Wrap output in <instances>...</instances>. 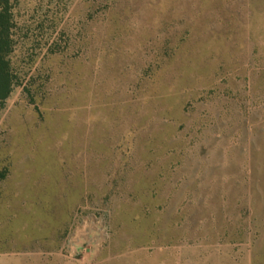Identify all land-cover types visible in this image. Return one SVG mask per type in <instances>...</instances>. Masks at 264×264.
Masks as SVG:
<instances>
[{
	"label": "rangeland",
	"instance_id": "1",
	"mask_svg": "<svg viewBox=\"0 0 264 264\" xmlns=\"http://www.w3.org/2000/svg\"><path fill=\"white\" fill-rule=\"evenodd\" d=\"M0 264H264V0H12Z\"/></svg>",
	"mask_w": 264,
	"mask_h": 264
},
{
	"label": "trees",
	"instance_id": "2",
	"mask_svg": "<svg viewBox=\"0 0 264 264\" xmlns=\"http://www.w3.org/2000/svg\"><path fill=\"white\" fill-rule=\"evenodd\" d=\"M12 9V0H0V102L8 97L15 79L9 59L14 46Z\"/></svg>",
	"mask_w": 264,
	"mask_h": 264
}]
</instances>
